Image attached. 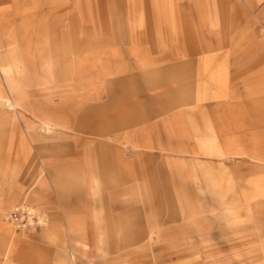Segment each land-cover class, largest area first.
Returning <instances> with one entry per match:
<instances>
[{
    "label": "rangeland",
    "instance_id": "obj_1",
    "mask_svg": "<svg viewBox=\"0 0 264 264\" xmlns=\"http://www.w3.org/2000/svg\"><path fill=\"white\" fill-rule=\"evenodd\" d=\"M263 40L264 0H0V264H264Z\"/></svg>",
    "mask_w": 264,
    "mask_h": 264
},
{
    "label": "built area",
    "instance_id": "obj_2",
    "mask_svg": "<svg viewBox=\"0 0 264 264\" xmlns=\"http://www.w3.org/2000/svg\"><path fill=\"white\" fill-rule=\"evenodd\" d=\"M6 221L14 227L16 232H26L39 229L46 223L44 214L30 204H22L6 213Z\"/></svg>",
    "mask_w": 264,
    "mask_h": 264
},
{
    "label": "crops",
    "instance_id": "obj_3",
    "mask_svg": "<svg viewBox=\"0 0 264 264\" xmlns=\"http://www.w3.org/2000/svg\"><path fill=\"white\" fill-rule=\"evenodd\" d=\"M262 45L264 47V40L262 42ZM54 57V59H56V54H61V53H51ZM50 55V57L52 56ZM52 58V57H51ZM11 103H17L19 101H16L14 98H10L9 100ZM6 103V98L1 96L0 97V107L1 109H5L3 107V103ZM264 100H252V101H248V103H246L248 105V107L252 110V111H256L258 110L259 105L263 104ZM8 110V109H6ZM11 111V110H8ZM23 112L27 113L25 110H22ZM3 113H1L2 115ZM3 116V115H2ZM4 118V116H3ZM5 118H8V115H5ZM26 120H28L26 118ZM225 152H228V154H232V155H236L231 149H227L225 150ZM248 155H251L249 152H247ZM241 155V154H238ZM252 157L254 158V156L252 155ZM6 176V175H5ZM10 194V197L13 198L12 193L13 190H8V192H6V194ZM0 241H1V245H2V250L4 254H8V261L9 263L12 261V259L16 256H18V252L22 249V244L18 243L17 241H14V239L10 238L9 240L6 238V232L4 230L0 229Z\"/></svg>",
    "mask_w": 264,
    "mask_h": 264
}]
</instances>
